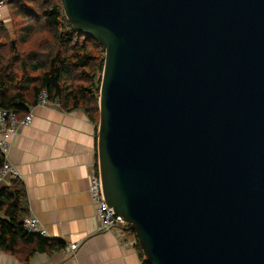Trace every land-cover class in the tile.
I'll use <instances>...</instances> for the list:
<instances>
[{
  "label": "water",
  "instance_id": "obj_1",
  "mask_svg": "<svg viewBox=\"0 0 264 264\" xmlns=\"http://www.w3.org/2000/svg\"><path fill=\"white\" fill-rule=\"evenodd\" d=\"M61 2L105 48L103 194L144 260L264 264V0Z\"/></svg>",
  "mask_w": 264,
  "mask_h": 264
},
{
  "label": "crops",
  "instance_id": "obj_2",
  "mask_svg": "<svg viewBox=\"0 0 264 264\" xmlns=\"http://www.w3.org/2000/svg\"><path fill=\"white\" fill-rule=\"evenodd\" d=\"M30 110L32 121L12 139L9 161L25 188L27 216L38 219L55 248L27 258L24 245L17 255L0 250V264H140L136 244H125L115 231L99 230L89 187L97 160L95 123L80 109L35 105ZM60 241L79 248L69 254L56 248Z\"/></svg>",
  "mask_w": 264,
  "mask_h": 264
},
{
  "label": "trees",
  "instance_id": "obj_3",
  "mask_svg": "<svg viewBox=\"0 0 264 264\" xmlns=\"http://www.w3.org/2000/svg\"><path fill=\"white\" fill-rule=\"evenodd\" d=\"M31 1H41L38 11L19 1L40 22L37 28H29V36L40 29L48 35L37 49H23L16 39H10L11 31L0 20V108L22 117L38 103L41 91L46 90L50 99L58 100L64 110H83L98 129L105 48L74 28L61 0ZM27 41L28 38H24L21 43ZM4 161L0 151V166ZM25 200L21 179H12L0 188V250L17 255L24 245L27 258L37 251L54 249L55 242L25 228L24 221L28 217ZM129 233L135 235L131 228ZM136 246L140 264H148L138 242ZM63 247L64 242H58L56 248Z\"/></svg>",
  "mask_w": 264,
  "mask_h": 264
},
{
  "label": "built area",
  "instance_id": "obj_4",
  "mask_svg": "<svg viewBox=\"0 0 264 264\" xmlns=\"http://www.w3.org/2000/svg\"><path fill=\"white\" fill-rule=\"evenodd\" d=\"M36 105L48 106L58 108L60 102L58 100L50 99L49 93L46 90L41 91L38 96V103ZM33 115L31 110L20 116L17 113L0 108V151L4 155L5 161L0 166V182L12 179H19L20 173L17 168L9 161V152L11 149L12 139L20 132L21 127L29 124L32 121ZM90 193L96 208V217L98 221L99 230L101 231H115L121 240L126 244H136L137 240L134 235L129 233L130 225L121 216L117 215L113 208L107 204L103 194L102 179L99 167L95 166L89 175ZM25 228L32 233L44 236V231L41 230L39 221L33 215H29L24 221ZM135 238L134 242L128 240ZM79 248V243H71L64 247L63 250L69 254H75Z\"/></svg>",
  "mask_w": 264,
  "mask_h": 264
},
{
  "label": "rangeland",
  "instance_id": "obj_5",
  "mask_svg": "<svg viewBox=\"0 0 264 264\" xmlns=\"http://www.w3.org/2000/svg\"><path fill=\"white\" fill-rule=\"evenodd\" d=\"M21 0H9L0 4V20L6 25L7 30L11 31L10 39H16L20 47L23 49L38 48V44L42 39L48 35L46 32L35 30V32L29 36V28L32 26L37 28L40 25L39 20L33 18L27 8L22 5ZM31 6L33 10L38 11L41 1L32 2L31 0H22ZM28 38L26 43H21V40ZM15 41V40H14ZM18 47V46H16ZM0 182V183H5Z\"/></svg>",
  "mask_w": 264,
  "mask_h": 264
}]
</instances>
